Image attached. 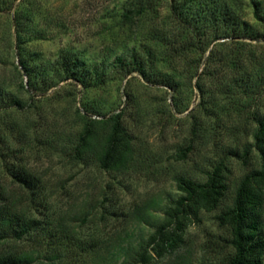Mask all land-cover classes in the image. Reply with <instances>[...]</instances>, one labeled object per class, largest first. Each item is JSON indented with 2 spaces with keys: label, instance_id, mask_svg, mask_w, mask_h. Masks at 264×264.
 <instances>
[{
  "label": "rangeland",
  "instance_id": "374dc122",
  "mask_svg": "<svg viewBox=\"0 0 264 264\" xmlns=\"http://www.w3.org/2000/svg\"><path fill=\"white\" fill-rule=\"evenodd\" d=\"M140 1L145 10L137 12ZM232 12L264 35L246 0H0V85L25 103L0 109V179L21 194L10 170L24 167L38 176L46 209L29 203L28 214L49 222L37 239L0 250L32 253L31 264H119L179 195L175 177L203 180L219 161L229 202L241 177L259 166L251 146L258 124L250 113L264 116V82L251 92L230 87L236 78L253 83L264 74V41L237 38ZM144 46L155 50L146 77L110 74L99 86L83 87L64 75L71 63L82 70L109 65ZM237 57L253 66L235 67ZM206 65L209 74L198 79ZM165 76L183 85L173 93L153 81ZM196 80L206 89L203 97ZM120 111L126 153L120 165L103 167L110 117ZM86 127L91 136L82 141ZM215 214L201 209L190 216L179 247L155 256L158 262L214 258L205 248L224 234Z\"/></svg>",
  "mask_w": 264,
  "mask_h": 264
},
{
  "label": "trees",
  "instance_id": "16d2710c",
  "mask_svg": "<svg viewBox=\"0 0 264 264\" xmlns=\"http://www.w3.org/2000/svg\"><path fill=\"white\" fill-rule=\"evenodd\" d=\"M244 1L239 0L240 3ZM246 1L252 9L255 21L260 25L264 24V0ZM142 2L134 5V9L138 10L137 12L145 10V3ZM230 15L229 24L234 30V34H237V38L248 40L249 43L264 41V35L256 30L254 24L243 18L239 19L233 12ZM217 22L220 21L216 19ZM201 34L202 32L198 33V35ZM188 46H182L181 50H188L190 48ZM203 46L200 40L198 49L204 53L207 47ZM154 51L150 46L136 50L133 48L130 52L113 59L109 65L105 61H100L99 63H91L86 70L80 69L77 63H71L64 66V75L73 79L75 84L78 83L83 87L99 86L109 79L110 74L124 78L133 75V73H138L146 77L147 63L152 64L155 59ZM174 51H170L169 55H166L169 63L174 57ZM210 55L211 51L208 52L206 62H209ZM231 62L235 67L244 69L253 66L250 60L244 62L238 57ZM25 68L27 70L28 67L25 66ZM260 70L261 73L264 72V64H260ZM207 74H209V68L206 65V68L198 73L197 78ZM195 75L196 70L195 74H191V79ZM248 78L246 80L244 77L236 78L230 87L241 86L247 92H251L264 82V74L261 75L260 80L257 77L253 83L250 77ZM153 81L166 86L173 93L177 92L183 85L182 82L172 76H165ZM194 86L203 97L206 89L198 80ZM2 90L0 85V109L11 106L23 108L25 106L21 98L13 94L6 95ZM250 114L251 118L258 124L252 134L253 143L251 146L258 152L259 166L250 169L241 177L229 202L226 198L228 186L223 161H219L212 170L206 171L203 180L185 175L176 176V189L179 195L173 199L172 205L165 209L164 216L156 225L155 230L147 237L139 238L134 246L126 248L119 264H165L159 263L155 256L160 258L165 252L171 254L179 247L183 241L180 231L190 216H196L201 209L216 211L217 225L224 234L212 236L209 241L210 245L206 246L205 252L211 251L214 258H206L205 261L202 259L200 264H264V116L258 113ZM120 119L121 111L110 117L111 130L106 138L104 153L99 158L103 167L120 165L126 153L119 138L123 131ZM80 136L82 141L91 136L88 127L80 133ZM249 152L250 148H246L244 156L242 155L244 159L247 158ZM234 154L237 155L236 152ZM9 174L21 187L22 193H16L0 179V245L10 244V242H16L25 237L37 239L41 233L47 232V225L49 224L48 221L37 219L28 214L29 203L36 205L34 206L35 209L38 206L46 209V203L42 197H40L41 200L39 199V195L44 190L41 179L24 167L19 166L11 169ZM33 260L32 253L18 252V250L10 247L0 250V264H31Z\"/></svg>",
  "mask_w": 264,
  "mask_h": 264
}]
</instances>
